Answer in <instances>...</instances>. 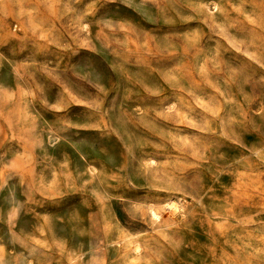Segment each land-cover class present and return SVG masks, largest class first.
<instances>
[{"label": "rangeland", "instance_id": "obj_1", "mask_svg": "<svg viewBox=\"0 0 264 264\" xmlns=\"http://www.w3.org/2000/svg\"><path fill=\"white\" fill-rule=\"evenodd\" d=\"M0 264H264V0H0Z\"/></svg>", "mask_w": 264, "mask_h": 264}]
</instances>
